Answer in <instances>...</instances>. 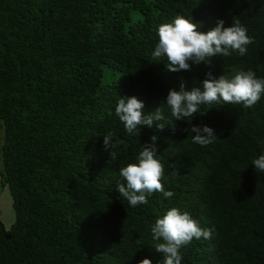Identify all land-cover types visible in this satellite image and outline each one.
<instances>
[{"label": "trees", "instance_id": "1", "mask_svg": "<svg viewBox=\"0 0 264 264\" xmlns=\"http://www.w3.org/2000/svg\"><path fill=\"white\" fill-rule=\"evenodd\" d=\"M177 15L203 32L239 20L255 43L243 57L166 72L151 53L159 26ZM240 70L264 78V0H0L1 180L15 215L10 228L0 219V264H163L151 227L172 207L215 230L182 248L181 264H264V173L252 165L264 154V97L250 109L201 106L191 125L169 124L163 103L181 80L191 90L209 71ZM105 74L112 81L103 84ZM132 96L145 115L161 103L162 131L126 133L115 107ZM191 126L218 138L193 144ZM153 135L174 195L131 207L116 190L119 169Z\"/></svg>", "mask_w": 264, "mask_h": 264}, {"label": "clouds", "instance_id": "2", "mask_svg": "<svg viewBox=\"0 0 264 264\" xmlns=\"http://www.w3.org/2000/svg\"><path fill=\"white\" fill-rule=\"evenodd\" d=\"M201 25L194 23L192 18L177 15L171 22L163 23L158 28V43L152 51V59H165L166 72L179 73L192 71L194 66L204 64L211 67L215 57L228 58L233 53L243 57L247 55L250 45L255 43L254 37L248 35V29L239 20L232 26L225 27L220 20L217 26L207 32L200 30ZM264 97V78H258L252 70H240L231 77L220 75L214 77L212 72L206 74L200 87L187 89L181 80L179 90L170 89L163 102L170 110L173 121H186L191 125L195 115H204L201 106L204 105H242L250 109ZM161 104V103H160ZM159 104V105H160ZM145 115L144 103L132 97H120L115 107V114L124 125L127 134L140 133L142 128L152 129L154 126L162 131L165 119L163 110L159 107ZM189 133L193 144L207 147L218 138L214 129L208 126H191ZM159 137L153 135L150 143L141 145L136 162L129 163L119 169L120 181L116 190L129 206L147 204L148 198L155 193H161L165 199L173 197L174 193L164 188L165 166L158 159ZM103 146L110 153L113 144V133L103 136ZM256 172L264 173V154L252 160ZM171 176L179 175L175 165ZM215 230L202 228L199 222L187 211L176 207L167 210L157 218L151 227L152 238L157 241L154 249L163 254V264H181L182 248L190 246L193 240L201 238L209 240ZM139 243V241H138ZM140 264H152L149 259H143Z\"/></svg>", "mask_w": 264, "mask_h": 264}, {"label": "rangeland", "instance_id": "3", "mask_svg": "<svg viewBox=\"0 0 264 264\" xmlns=\"http://www.w3.org/2000/svg\"><path fill=\"white\" fill-rule=\"evenodd\" d=\"M111 76L105 74L102 78V83L111 82ZM4 173L3 160L0 152V219L4 223L5 227L10 228L12 222L15 219L12 197L10 195L8 186L4 184L1 180V174ZM4 184V185H3Z\"/></svg>", "mask_w": 264, "mask_h": 264}]
</instances>
